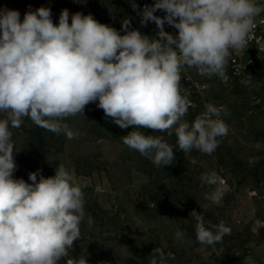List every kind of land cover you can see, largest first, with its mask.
I'll list each match as a JSON object with an SVG mask.
<instances>
[{"label": "clouds", "instance_id": "9594fccd", "mask_svg": "<svg viewBox=\"0 0 264 264\" xmlns=\"http://www.w3.org/2000/svg\"><path fill=\"white\" fill-rule=\"evenodd\" d=\"M157 10L166 15H154ZM262 13L264 5L257 0H155L144 7L141 20L153 21L159 29L157 38H151L128 30L127 19L121 35L91 15L77 12L69 22L67 9L58 24L46 7L26 12L23 20L16 10H0V264H58L63 258L66 264H88L84 257L70 256L85 220L86 184L77 182L63 164L47 178L37 180L38 173H29L32 183L14 179L12 128L28 118L74 139L78 133L62 121L83 114L95 102L120 128L132 127L123 144L156 167L173 163V145L139 129L174 134L175 146L185 154L196 150L211 155L219 138L228 134L222 119L227 108L208 103L187 121L195 105L182 94L181 70L195 68L202 76L226 81L229 57L248 47ZM165 22L178 34L166 32ZM256 162L249 159V164ZM202 180L214 187L206 198L220 205L228 191L224 179L210 171ZM190 215L196 240L219 255L215 245L231 234L230 227L223 221L208 227L199 212ZM87 223L93 224L90 215ZM175 236L183 239L185 232L178 230ZM151 257L150 264L174 258L159 247Z\"/></svg>", "mask_w": 264, "mask_h": 264}, {"label": "rangeland", "instance_id": "374dc122", "mask_svg": "<svg viewBox=\"0 0 264 264\" xmlns=\"http://www.w3.org/2000/svg\"><path fill=\"white\" fill-rule=\"evenodd\" d=\"M155 0H8L7 9L16 10L20 18L40 7L51 10L54 24L64 9L71 16L77 12L91 15L99 23L125 34L122 23L129 20L128 30L157 38L153 21L142 24L145 6ZM135 4V8L133 7ZM154 15L159 16V10ZM195 68L181 70L182 94L195 89L193 80L208 86L200 96L188 94L195 105L185 119L193 121L205 111V105L227 108L222 119L228 134L211 154L196 150L183 153L173 134L139 129L146 135L163 136L173 145L175 159L171 165L156 167L139 152L123 144L122 137L132 131L116 125L105 116L97 103H89L83 114L62 121L78 135L67 139L36 126L24 118L21 127L12 128L14 179L32 183L29 173L45 178L54 176L63 164L77 182H83L85 220L81 237L70 250L72 258L84 257L88 264H150L153 249L159 247L173 254L167 264H264V69L256 67L244 78L224 81L219 77L197 75ZM248 81L247 85L242 81ZM0 118H4L0 114ZM255 164H249L250 158ZM195 159V165L188 161ZM217 172L228 191L220 205L206 197L214 187L202 176ZM195 210L204 217L206 226L223 221L231 234L221 243L202 245L195 238ZM93 224L89 227L87 217ZM184 231L183 239L175 233ZM214 230V229H213ZM58 264H66V258Z\"/></svg>", "mask_w": 264, "mask_h": 264}, {"label": "built area", "instance_id": "2783aa9c", "mask_svg": "<svg viewBox=\"0 0 264 264\" xmlns=\"http://www.w3.org/2000/svg\"><path fill=\"white\" fill-rule=\"evenodd\" d=\"M257 2L264 5V0H257ZM7 5L8 0H0V10L7 9ZM165 15L166 13L163 10H159V17H164ZM164 30L174 36L178 34V30L168 25L167 22H165ZM256 67L264 69V13L256 19V27L251 33L248 47L239 52L233 51L229 57L228 64L225 69V75L227 77L226 81H229L233 77L244 78L251 72L252 69ZM194 71L197 75H200L196 69ZM192 85L195 86V89H186L187 96L188 94H192V92L194 94L197 93L196 95L200 96L204 89L208 86L206 82L197 80H193ZM189 100L194 105L191 97ZM192 109H194V107H190L189 111Z\"/></svg>", "mask_w": 264, "mask_h": 264}]
</instances>
